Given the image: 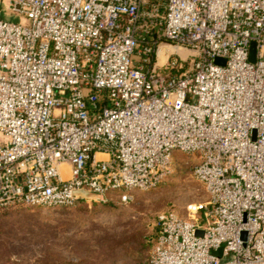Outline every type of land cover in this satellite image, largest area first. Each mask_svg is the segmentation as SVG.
<instances>
[{
	"label": "built area",
	"instance_id": "obj_1",
	"mask_svg": "<svg viewBox=\"0 0 264 264\" xmlns=\"http://www.w3.org/2000/svg\"><path fill=\"white\" fill-rule=\"evenodd\" d=\"M178 153L209 200L151 264H264V0H0V209L129 203Z\"/></svg>",
	"mask_w": 264,
	"mask_h": 264
},
{
	"label": "rangeland",
	"instance_id": "obj_2",
	"mask_svg": "<svg viewBox=\"0 0 264 264\" xmlns=\"http://www.w3.org/2000/svg\"><path fill=\"white\" fill-rule=\"evenodd\" d=\"M198 163V156L178 153L159 187L136 192L129 203L0 210V264H151L161 215L190 219L187 207L209 200L194 175Z\"/></svg>",
	"mask_w": 264,
	"mask_h": 264
},
{
	"label": "water",
	"instance_id": "obj_3",
	"mask_svg": "<svg viewBox=\"0 0 264 264\" xmlns=\"http://www.w3.org/2000/svg\"><path fill=\"white\" fill-rule=\"evenodd\" d=\"M257 59V44L255 42H253L251 44V49H250V57H249V61L251 63H255ZM217 64H225V60L222 59H217L216 60ZM77 195H80L82 197L86 196V197H92L91 194L85 193V192H77ZM198 234H202L201 231L198 232Z\"/></svg>",
	"mask_w": 264,
	"mask_h": 264
},
{
	"label": "trees",
	"instance_id": "obj_4",
	"mask_svg": "<svg viewBox=\"0 0 264 264\" xmlns=\"http://www.w3.org/2000/svg\"><path fill=\"white\" fill-rule=\"evenodd\" d=\"M109 204H107V205H109ZM78 206H80V205H78ZM7 209H12V207L11 208L0 209V210H7ZM1 235H2V233L0 232V236ZM156 239H157V237H156ZM115 241H116V239L112 237L111 239H108V241H105V242H106V245H108V246L112 245L113 246ZM11 244H13V242Z\"/></svg>",
	"mask_w": 264,
	"mask_h": 264
},
{
	"label": "bare ground",
	"instance_id": "obj_5",
	"mask_svg": "<svg viewBox=\"0 0 264 264\" xmlns=\"http://www.w3.org/2000/svg\"><path fill=\"white\" fill-rule=\"evenodd\" d=\"M180 52L183 54L184 50L180 49ZM160 58H161V61H164V60H165V55L162 54V55L160 56Z\"/></svg>",
	"mask_w": 264,
	"mask_h": 264
}]
</instances>
